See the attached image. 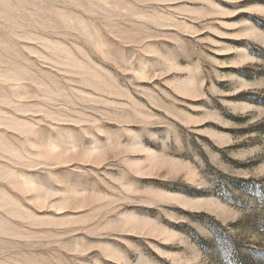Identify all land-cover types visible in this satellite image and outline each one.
Segmentation results:
<instances>
[{
	"label": "rangeland",
	"instance_id": "rangeland-1",
	"mask_svg": "<svg viewBox=\"0 0 264 264\" xmlns=\"http://www.w3.org/2000/svg\"><path fill=\"white\" fill-rule=\"evenodd\" d=\"M0 264H264V0H0Z\"/></svg>",
	"mask_w": 264,
	"mask_h": 264
},
{
	"label": "water",
	"instance_id": "water-1",
	"mask_svg": "<svg viewBox=\"0 0 264 264\" xmlns=\"http://www.w3.org/2000/svg\"><path fill=\"white\" fill-rule=\"evenodd\" d=\"M212 212L217 213V211H212ZM217 216H222V214L219 212V213L217 214Z\"/></svg>",
	"mask_w": 264,
	"mask_h": 264
}]
</instances>
